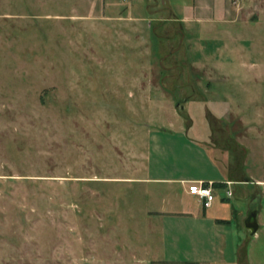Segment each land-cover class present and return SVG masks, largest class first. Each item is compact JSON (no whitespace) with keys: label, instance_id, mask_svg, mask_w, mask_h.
Returning <instances> with one entry per match:
<instances>
[{"label":"rangeland","instance_id":"1","mask_svg":"<svg viewBox=\"0 0 264 264\" xmlns=\"http://www.w3.org/2000/svg\"><path fill=\"white\" fill-rule=\"evenodd\" d=\"M185 1L0 0V264H182L162 261L149 192L103 179L130 175L157 125H182L230 179H264V74L216 65L232 48L264 61V0H226L233 42L222 0ZM231 189L233 264H264V200L249 235Z\"/></svg>","mask_w":264,"mask_h":264},{"label":"crops","instance_id":"2","mask_svg":"<svg viewBox=\"0 0 264 264\" xmlns=\"http://www.w3.org/2000/svg\"><path fill=\"white\" fill-rule=\"evenodd\" d=\"M185 2L186 6L194 4V0ZM204 3L205 10L212 11L211 4L207 0ZM226 3V0L220 1L217 8L220 13L217 17L222 38L233 42L238 38L240 25L239 21L232 17L237 10L226 7ZM205 20L209 23L206 28L214 27L211 25L212 17H206ZM261 30L264 31L262 25ZM235 50L232 48L230 51L232 54L217 61L218 69L230 70L227 72L223 70L222 73L236 75V68H248L253 74H264V61L256 59L245 62L240 50L238 48ZM262 120L264 121V118ZM233 121L236 122V118ZM141 147L142 149L133 147L130 150L128 161L130 175L103 179L112 183H125L128 187L130 184L140 185L144 189L141 193L144 195L146 190L151 197L146 215L155 219L159 216L156 213L165 214L162 216L160 226L158 224L159 228L157 229V225L154 224L151 229V233L156 229L157 238L159 239L160 235V241L163 242L162 261L182 264L237 262L242 246L234 242L230 229L231 218L239 212L228 203V199L233 195L231 186H238L244 204L243 214L257 205V218L264 200V179L248 176H243L241 180L230 179L225 168L212 158L209 150L190 137L179 124H175L174 128L157 125L153 129H147L145 146ZM139 171H142L141 175H134V172ZM244 177H248L249 181L244 182ZM197 180L212 182L216 188L214 198L208 207H203L199 198L186 191L187 184ZM251 184L260 185L259 189L263 190L260 195H252ZM162 189L166 191L164 197L161 196ZM224 190H229L231 194L225 196ZM167 235L169 237L166 240Z\"/></svg>","mask_w":264,"mask_h":264},{"label":"built area","instance_id":"3","mask_svg":"<svg viewBox=\"0 0 264 264\" xmlns=\"http://www.w3.org/2000/svg\"><path fill=\"white\" fill-rule=\"evenodd\" d=\"M216 188L212 182H203L200 180L190 181L187 184V193L196 196L200 199L203 207H208L214 198V192ZM225 196H229L231 193L229 190H224Z\"/></svg>","mask_w":264,"mask_h":264},{"label":"water","instance_id":"4","mask_svg":"<svg viewBox=\"0 0 264 264\" xmlns=\"http://www.w3.org/2000/svg\"><path fill=\"white\" fill-rule=\"evenodd\" d=\"M244 182L249 181L248 177H244L243 178ZM257 209L258 206L254 205L253 207L249 208L246 213L245 216L242 220V225L243 227L248 231L249 235H254L255 232L258 230V222H257Z\"/></svg>","mask_w":264,"mask_h":264}]
</instances>
